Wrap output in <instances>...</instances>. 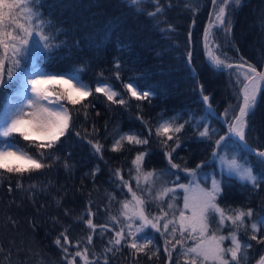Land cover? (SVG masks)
<instances>
[{
  "label": "trees",
  "instance_id": "16d2710c",
  "mask_svg": "<svg viewBox=\"0 0 264 264\" xmlns=\"http://www.w3.org/2000/svg\"><path fill=\"white\" fill-rule=\"evenodd\" d=\"M161 7L164 15L157 20L148 15L155 10L154 4L143 5V11L136 13L123 0H44L41 11L58 29L54 43L59 47L51 51L41 49L29 56L22 67L36 66L44 72L72 74L83 69L79 76L94 94L82 98L78 105L64 100L72 122L56 148L50 150L61 157L54 167L23 177L0 170V264H67L66 254L56 245V239L61 238L63 247L74 254L77 242L83 248L89 234L92 244L87 245L88 258L93 260L99 256L100 264L105 254L108 264H184L183 258L177 256L178 245L169 262L164 252L165 238L151 227L137 236L152 238L153 243L146 249L149 254L159 248V254L152 259L126 246H117L118 251L105 253V249L111 247L109 240L114 239L115 231L119 230L109 216L119 215L121 205L118 201L131 200V193L127 188L121 190L114 172L119 169L129 186L136 190V180L131 179L129 173L136 176L133 161L139 152L147 153L142 165L144 172L169 170L175 173L169 175L172 186L189 184L193 179L182 169H195L198 178L216 174L223 187L218 200L221 206L250 207L254 210L253 219L264 214V185L259 189L244 186L235 178L221 174L213 159L214 139L227 134L220 118L230 122L238 113L242 96L236 84L235 68L222 71L211 65L203 41L205 30L211 27L216 54H223L221 59L226 57L229 62L239 63L243 57L248 64L261 70L264 65V0H242L241 5L226 16L231 22L230 33L215 21L211 0H161ZM100 80L111 85L127 103L113 104L103 94L95 93ZM129 80L154 94L146 100H136L124 87ZM9 83L10 87L0 96V114L7 97L17 88ZM202 89L217 116L208 113ZM171 117H176L178 124L185 120L190 123H186L173 140L158 137L155 130L159 123ZM197 122L215 130L212 141L199 136L203 127H195ZM124 133H135L148 139V143L130 145L125 141L121 151H111L114 139ZM11 139L21 149L38 154L30 144L41 141H24L19 135ZM89 140H99L104 145L102 154L95 153ZM162 141H166V145ZM177 141L179 147H176ZM247 141L256 149H264V88L255 116L249 118ZM229 150L236 151L231 147ZM168 152L180 168H171ZM247 158L253 163L256 159L253 155ZM64 161L68 168L64 167ZM17 181L23 189L17 188ZM30 185L36 187L30 188ZM145 187L141 177L140 188ZM158 190L153 188V192ZM110 196L116 199L110 201ZM161 204L166 210V203L159 200L145 207L156 216L160 214L157 205ZM89 218L98 226L95 233L85 223ZM123 223L121 218V226ZM100 225L106 227L102 230ZM229 230L225 226L219 233L228 235ZM62 232L68 236V244H64ZM238 236L242 242L253 245L248 249V264H256L264 255V244L250 240L244 229ZM184 243L193 242L185 240ZM230 244V240L224 241L225 247ZM168 247L171 249L172 245ZM76 261L83 264L79 257Z\"/></svg>",
  "mask_w": 264,
  "mask_h": 264
},
{
  "label": "snow or ice",
  "instance_id": "6c2138e0",
  "mask_svg": "<svg viewBox=\"0 0 264 264\" xmlns=\"http://www.w3.org/2000/svg\"><path fill=\"white\" fill-rule=\"evenodd\" d=\"M241 2L242 0H211L215 21L224 28L226 33L231 32V22L226 16L239 7ZM123 3L136 13L143 11V5L154 4L155 10L149 12L148 15L157 20L164 15L161 0H123ZM43 5L44 0H0V96L4 95L5 88L10 87L9 82L17 85L14 93L7 97L8 103L0 114V170L20 177L25 174L41 172L46 168L51 169L61 160V157L56 156L50 150L56 148L60 138L69 131L72 115L60 101L66 99L72 105H78L81 104L82 98L94 94L93 89L86 85L79 76V72L83 69L76 70L75 74L71 72L65 74L44 72L36 66L22 67L29 56L41 49L51 51L59 47L54 43L58 36V29L53 20L45 17L41 11ZM189 37L191 38V33H189ZM208 37L209 30L206 29L205 54L217 70L235 68L234 74L237 77L236 84L239 86L242 103L238 108V114L233 115L230 122L226 121L228 123L226 135H219L214 139V129H209L207 125L199 122L194 126L198 129L203 127V130L199 132L200 137L209 141L214 139L212 156L213 159L221 162L222 174L226 169L228 177L235 178L246 187L251 186L253 189H259L261 185H264V150L254 149L249 145L246 130L249 128V118L255 116L257 97L261 90L260 85L264 83V72H258L256 67L248 64L243 57L239 63L229 62L226 57L221 59L223 54L218 55L214 49L209 47ZM188 55L191 59V52ZM245 65H247L246 70ZM116 68H120L119 63L116 64ZM117 79H119V73H117ZM49 85L59 87L49 88ZM124 87L136 100H146L154 94L151 90L141 89L140 85L132 80H129ZM94 91L103 94L113 104L125 105L127 103L120 93L102 80L97 82ZM201 94L204 103L207 104L209 97L203 95V89ZM53 96L55 99L51 98ZM43 101H47L49 105H56V107H47L42 103ZM209 112H211L210 106ZM85 115H87L86 112ZM186 123H190V121L185 120L184 123L178 124L176 117L162 119L155 133L158 137L162 136L167 140H173L174 135L180 133ZM149 134L151 135V129H149ZM16 135L22 137L24 141H43L30 144L31 147L37 149L38 154L33 155L18 147L11 139ZM76 135L79 136L80 133L77 132ZM125 141L130 145L148 143V139H142L135 133H124L118 139H114L111 151H121ZM88 142L95 153L102 154L104 145L99 140L95 142L89 140ZM162 142L166 145V141ZM176 147H179L178 141ZM230 147L239 149L245 153V156L237 154L229 156L225 153V149H230ZM172 151H175V148ZM220 153L225 154L221 155ZM146 154L139 152L133 161L136 166V176L132 177L131 172L129 173L130 178L136 180V190L129 186V181L121 176L119 169L114 172V175L120 180L121 190L127 188L131 193V200L118 201L121 205L119 215L109 216L110 221L117 225L119 230L115 231V238L109 240L111 247L106 248L105 253L118 251L117 246H126L137 254L144 253L149 259H152L153 255L159 254V248L149 254L146 249L153 243L152 238L147 235L137 236V233H142L145 228L151 227L165 238L164 252L167 254L169 262L172 260V254L177 252L176 246L178 245L180 251L177 256L183 258L184 264H248V249L253 245L247 241L242 242L238 233L244 229L250 240L264 244V214L253 219L254 210L250 207L244 209L221 206L218 200L223 194L222 181L213 178L211 188L200 187L197 183L198 173L195 169H182L190 177H193L189 184L168 187L165 182L159 191L153 192L156 180L164 175H175V173H170L169 170L160 173L155 170L144 172L142 165ZM166 155L169 157L168 163L172 169L180 168L179 164L173 163L170 152ZM248 155L255 156L254 163L247 159ZM101 158H103L102 155ZM64 167H69L66 161H64ZM95 171L92 173L93 176ZM141 177L146 185L143 189L140 188ZM35 187V185H30V188ZM17 188L23 189V185L19 181H17ZM177 188L184 192L183 209L174 204L177 199ZM9 191H11V187ZM138 191L141 193L140 195L137 194ZM165 197L168 198L166 201ZM114 199H116L115 196H110V201ZM157 200L166 203L167 208L165 210L163 204L157 205L160 214L152 216L146 210L145 205ZM88 215H92L91 210ZM121 218L125 222L122 226ZM136 221H139L138 226ZM85 223L95 233L98 226L93 224L92 219H86ZM225 226L230 229L228 235H217V231L222 230ZM99 227L103 230L106 225ZM125 228L127 232H125ZM61 237H63L64 244L69 243V238L65 233L62 232ZM185 240H191L193 243L185 245ZM225 240L231 241L227 247L224 246ZM55 243L66 254L67 264H78L76 257H79L83 264H100L99 256L93 260L88 258L90 250L87 245L92 244L91 234L87 236V244L83 248L80 247V242H77L74 254L69 253L68 248L63 247L61 238L58 237ZM168 245H172L171 249ZM103 264H108L106 254ZM259 264H264V256L261 257Z\"/></svg>",
  "mask_w": 264,
  "mask_h": 264
},
{
  "label": "rangeland",
  "instance_id": "374dc122",
  "mask_svg": "<svg viewBox=\"0 0 264 264\" xmlns=\"http://www.w3.org/2000/svg\"><path fill=\"white\" fill-rule=\"evenodd\" d=\"M208 30H209V37H208V39H209V45H210V47L213 49V47H212V44H211V41H210V38H211V31H212V29L209 27L208 28ZM65 74H68V73H65ZM85 83V82H84ZM86 84V83H85ZM87 85V84H86ZM49 88H52V87H59V86H53V85H49L48 86ZM29 95H31V93L29 92ZM52 99H55V97L53 96V97H51ZM8 102V101H7ZM45 106H47V107H50V108H55L56 107V105H49L48 103H47V101H43L42 102ZM60 103L61 104H63L64 105V107H66L67 108V106H66V104H64V100L63 101H60ZM241 103H242V101H241ZM6 105H7V103H6ZM6 105H5V107H6ZM4 107V108H5ZM4 110V109H3ZM3 112V111H2ZM2 114V113H1ZM238 114V113H237ZM177 122V121H176ZM142 138V137H141ZM143 139V138H142ZM13 140V139H12ZM16 144V143H15ZM17 145V144H16ZM236 151H231V150H229V149H225V153H227L229 156H231V155H233V154H237V155H239V154H241V152H239V150L238 149H235ZM225 153H220L221 155H224ZM248 159V158H247ZM216 163H217V169L219 170V172L221 173V162L219 161V160H216ZM224 174H226L227 175V170L225 169V171L223 172ZM222 174V173H221ZM169 175L170 174H168V175H164V176H162L159 180H156L155 181V185H154V190L155 189H159L160 190V188L165 184V182H166V186H168V187H175V186H172L171 185V182H170V179H169ZM213 178H215L217 181H220V179H219V177L216 175V174H208V175H203L202 177H200V178H198L197 179V183H199V185H200V187H206V188H211V186H212V179ZM194 187V186H193ZM158 190V191H159ZM182 191V192H180V191ZM169 195H171V194H169ZM176 196H177V199L174 201V204L176 205V206H178L180 209H183V197H184V192H183V190L182 189H179V188H177V192H176ZM167 198V197H166ZM168 199V198H167ZM177 215H178V213H177ZM136 223H139V221H136ZM137 226L139 225V224H136ZM171 227V226H170ZM177 227H178V225H177ZM221 230H219V231H217V235H219ZM141 242H143V241H141ZM189 245H191V244H189Z\"/></svg>",
  "mask_w": 264,
  "mask_h": 264
},
{
  "label": "water",
  "instance_id": "95a60500",
  "mask_svg": "<svg viewBox=\"0 0 264 264\" xmlns=\"http://www.w3.org/2000/svg\"><path fill=\"white\" fill-rule=\"evenodd\" d=\"M203 41H204V45H205V34H204V39H203ZM247 69V65H245V70ZM257 71L258 72H264V65H263V67H262V69L261 70H258L257 69ZM260 88H261V90H260V93L258 94V97H257V104H258V101H259V98H260V95H261V92H262V90H263V88H264V83H262L261 85H260ZM205 104V103H204ZM205 106H206V108H207V110H208V112H209V106L211 107V112H209L211 115H216L217 113H216V110L210 105V103H209V101H208V103L207 104H205ZM222 119V118H221ZM225 125L226 126H228V124L227 123H225ZM250 145V144H249ZM252 148H254L253 146H251ZM254 149H256V148H254ZM259 150V149H258ZM264 150V149H263ZM254 156V155H253ZM264 256V255H263ZM260 261V260H259ZM259 261L256 263V264H259Z\"/></svg>",
  "mask_w": 264,
  "mask_h": 264
}]
</instances>
